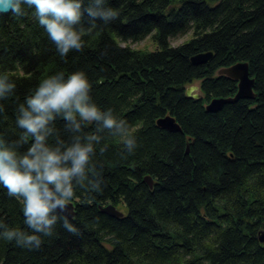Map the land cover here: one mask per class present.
Returning a JSON list of instances; mask_svg holds the SVG:
<instances>
[{"label": "trees", "instance_id": "1", "mask_svg": "<svg viewBox=\"0 0 264 264\" xmlns=\"http://www.w3.org/2000/svg\"><path fill=\"white\" fill-rule=\"evenodd\" d=\"M90 6L94 0H83V9ZM101 7L117 10L118 18L92 26L84 11L76 25L87 31L84 48L65 58L34 9L0 13V72L16 82L14 94L0 100L6 144L19 141L16 110L25 97L49 75L78 70L87 74L94 101L125 119L137 137L129 154L113 138L115 129L96 133L101 139L93 142L83 187L73 180L69 220L79 235L63 227L57 210L50 213L57 216L53 235L35 233L39 248L5 240L6 228L33 230L24 224L22 203L0 185V264H264V0H105ZM189 32L184 42L171 43ZM148 36L157 49L129 43ZM208 50L215 52L211 62H191ZM238 61L249 63L256 96L209 111L211 98L237 92L238 81L217 71ZM196 80L199 98L186 93ZM167 114L181 131L157 124ZM67 123L57 116L65 145L97 129V122L81 121L76 133ZM48 143L57 146L54 138ZM93 183L101 190L91 191ZM109 203L127 212L116 217L100 209Z\"/></svg>", "mask_w": 264, "mask_h": 264}, {"label": "clouds", "instance_id": "2", "mask_svg": "<svg viewBox=\"0 0 264 264\" xmlns=\"http://www.w3.org/2000/svg\"><path fill=\"white\" fill-rule=\"evenodd\" d=\"M94 3L96 7L85 10L83 0H0V13L22 16L24 6L34 9L39 25L55 44L60 57L65 58L70 51L84 48L83 37L87 31L83 26L76 27L84 11L91 18L92 26L96 20L107 24L118 18L117 10L101 7L105 0H94ZM15 90V80L8 72H0V100L10 98ZM91 90L92 85L83 70L68 75L64 72L49 75L18 105L15 124L22 130L19 141L6 144L0 135V185L7 189L10 197L22 203L24 224L33 230L29 235L19 228H6L2 234L5 240L16 238L17 244L29 248L34 244L39 248L43 241L35 233L53 235L57 216L50 213L57 210L62 214L63 227L79 235L69 220L67 209L76 193L74 178L76 185L83 187L86 166L95 152L93 142L101 139L96 133L115 129L117 135L113 138H118L129 154L134 152L137 137L130 124L111 108L103 111L94 101ZM3 110L0 105V112ZM57 116L67 121L66 127L76 133L81 131V121L84 125L97 122L96 132L85 135L83 141L76 135L72 143L65 145L59 140ZM50 138L57 141L56 147L48 143ZM23 145L28 146L21 152ZM100 190L98 183L91 185V191Z\"/></svg>", "mask_w": 264, "mask_h": 264}, {"label": "water", "instance_id": "3", "mask_svg": "<svg viewBox=\"0 0 264 264\" xmlns=\"http://www.w3.org/2000/svg\"><path fill=\"white\" fill-rule=\"evenodd\" d=\"M214 57L215 52L213 50L202 51L194 54L191 57V62L196 65L206 64L211 62ZM217 73L218 75H226L236 79L238 81V90L231 96L211 98L206 104V108L209 111H218L228 102H235L241 98H252L256 96V92L254 90L255 79L250 74L249 63L247 61H238L231 65L221 67L218 69ZM194 89L197 90V92H193ZM186 93L188 96L199 98L202 95L201 87L193 84L187 88ZM157 124L172 131L182 130L180 124L172 114L160 117L157 120ZM187 152H189V149H187ZM144 179L150 187H153L154 180L151 175H146ZM99 207L102 211L111 216L122 217L125 215V213L113 203L99 205ZM67 214L69 218H72L75 215V204L73 201L68 204ZM259 239L262 243H264V229L260 230Z\"/></svg>", "mask_w": 264, "mask_h": 264}, {"label": "rangeland", "instance_id": "4", "mask_svg": "<svg viewBox=\"0 0 264 264\" xmlns=\"http://www.w3.org/2000/svg\"><path fill=\"white\" fill-rule=\"evenodd\" d=\"M191 32H189V33H187V34H185V35H181V36H178V37H175V38H172L171 39V43L173 44V45H178V44H180V43H182V42H184L185 40H187L189 37H191ZM130 43V45L133 47V48H143V49H149V50H155V49H157V45H156V43L155 42H153L152 41V39H151V37L150 36H148V37H146V38H144V39H142V40H139V41H131V42H129ZM193 84H196V85H199L200 84V81H194V83ZM192 83H191V85H193ZM191 85H189V86H191ZM193 92H197V90H193ZM124 213H126L127 212V208L126 207H121L120 208Z\"/></svg>", "mask_w": 264, "mask_h": 264}, {"label": "bare ground", "instance_id": "5", "mask_svg": "<svg viewBox=\"0 0 264 264\" xmlns=\"http://www.w3.org/2000/svg\"><path fill=\"white\" fill-rule=\"evenodd\" d=\"M146 175H150V174H146ZM146 175H145V176H146ZM145 176H144V177H145ZM144 180H145V179H144ZM119 209H120V208H119Z\"/></svg>", "mask_w": 264, "mask_h": 264}]
</instances>
